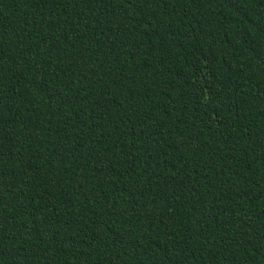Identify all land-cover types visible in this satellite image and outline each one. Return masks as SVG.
I'll return each instance as SVG.
<instances>
[{"label": "trees", "instance_id": "1", "mask_svg": "<svg viewBox=\"0 0 264 264\" xmlns=\"http://www.w3.org/2000/svg\"><path fill=\"white\" fill-rule=\"evenodd\" d=\"M0 264H264V0H0Z\"/></svg>", "mask_w": 264, "mask_h": 264}]
</instances>
